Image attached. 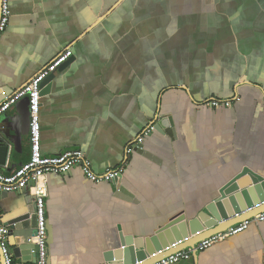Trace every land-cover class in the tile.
<instances>
[{"label": "crops", "instance_id": "obj_1", "mask_svg": "<svg viewBox=\"0 0 264 264\" xmlns=\"http://www.w3.org/2000/svg\"><path fill=\"white\" fill-rule=\"evenodd\" d=\"M9 10L0 90H20L72 52L40 98L42 154L79 149L95 173L121 168L116 183L77 169L47 176L48 264H103L120 233L149 236L201 210L244 167L264 176V0H9ZM212 100L218 108L204 105ZM157 115L171 137L144 138L151 160L126 155ZM0 146L4 174L29 160L27 98L0 116ZM31 196H0L2 220L31 208ZM32 236L10 230L14 264H33L21 250ZM263 250L264 222L253 223L176 264H261Z\"/></svg>", "mask_w": 264, "mask_h": 264}, {"label": "water", "instance_id": "obj_2", "mask_svg": "<svg viewBox=\"0 0 264 264\" xmlns=\"http://www.w3.org/2000/svg\"><path fill=\"white\" fill-rule=\"evenodd\" d=\"M68 62L59 67L56 72L63 69ZM56 72L50 74L41 83L40 97L46 96L50 92L52 80ZM13 93L7 89L0 90V102ZM151 126H153L155 132L165 133L171 137L172 122L166 116L158 117L157 115ZM7 149L5 146H0L1 164L5 162ZM137 152L149 160L152 159L149 154L143 152V149L137 150ZM112 183H116V180ZM119 190L124 192L122 188ZM7 194L0 192V196H6ZM34 200L35 197L31 196L32 207L5 223L9 230L31 229L32 234L34 233ZM263 212L264 176L253 172L248 167H244L231 180L224 184L218 190L216 197L208 204H205L201 210L191 213L188 211L178 212L171 216L165 224L158 226L149 236H124L123 233H120V246L114 250L105 252L103 264H154L176 252L186 249H190L192 257L195 258L199 253L196 250L198 243L213 235L224 232L235 225L249 221ZM47 235V244L49 246L53 238L48 223ZM21 250L24 251V254H27V257L23 258V261L27 259V261H31L33 264L36 263L35 254H31L34 246L30 243H24ZM14 255L17 256L15 251ZM259 260L263 264L262 255ZM20 263L21 260L17 259L16 264ZM0 264H4L1 255Z\"/></svg>", "mask_w": 264, "mask_h": 264}, {"label": "built area", "instance_id": "obj_3", "mask_svg": "<svg viewBox=\"0 0 264 264\" xmlns=\"http://www.w3.org/2000/svg\"><path fill=\"white\" fill-rule=\"evenodd\" d=\"M10 18L9 0H0V40L2 34L8 26ZM72 57L70 50L58 54L42 70H40L31 80L20 90L14 92L0 102V116L5 114L11 106L22 98L28 99L29 110V143L30 158L11 174H4L0 171V192L19 193L28 191L35 197L33 214L35 216V228L32 236L34 250L32 254L36 256L35 264H48V244H47V219L45 199L48 194L47 176L50 174H67L73 169L79 170L86 181L92 183H112L117 180L121 173V168L106 169L102 174L95 173L88 158L79 149L68 150L57 156H44L41 152L40 137V91L41 83L59 67L68 62ZM210 108H218L219 102L216 100L204 103ZM154 131L152 126L145 128L138 138L126 149V155L143 149V140ZM264 222V212L258 214L253 219L235 225L224 232L213 235L197 244L196 250L202 252L212 245L235 236L245 231L251 223L258 224ZM10 230L2 220L0 213V255L4 264H14V257L9 245ZM192 257L190 249L176 252L154 264H176L180 261L188 260ZM264 264V250L262 254Z\"/></svg>", "mask_w": 264, "mask_h": 264}]
</instances>
